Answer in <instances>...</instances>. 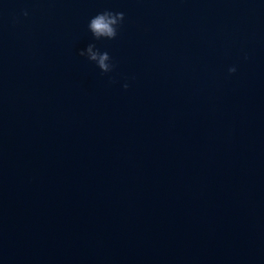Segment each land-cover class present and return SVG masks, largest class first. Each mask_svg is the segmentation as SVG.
<instances>
[{
	"label": "water",
	"instance_id": "1",
	"mask_svg": "<svg viewBox=\"0 0 264 264\" xmlns=\"http://www.w3.org/2000/svg\"><path fill=\"white\" fill-rule=\"evenodd\" d=\"M0 264H264V0H0Z\"/></svg>",
	"mask_w": 264,
	"mask_h": 264
},
{
	"label": "clouds",
	"instance_id": "2",
	"mask_svg": "<svg viewBox=\"0 0 264 264\" xmlns=\"http://www.w3.org/2000/svg\"><path fill=\"white\" fill-rule=\"evenodd\" d=\"M28 13L25 11L24 15ZM125 18L124 12H114L112 10H104L90 19L88 28L96 39L108 38L115 39L118 35L119 26L122 24ZM80 55L87 56L91 61H95L98 67L103 73H109L115 68V64L112 63V57L107 51L101 52L95 44L90 43L86 49L80 51ZM236 67H230L229 72L235 73ZM124 88H128L129 85L125 83Z\"/></svg>",
	"mask_w": 264,
	"mask_h": 264
}]
</instances>
